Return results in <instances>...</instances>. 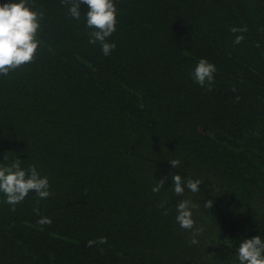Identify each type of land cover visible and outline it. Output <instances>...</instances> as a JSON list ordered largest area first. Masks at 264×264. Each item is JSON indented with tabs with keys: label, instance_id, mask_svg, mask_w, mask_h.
<instances>
[{
	"label": "trees",
	"instance_id": "1",
	"mask_svg": "<svg viewBox=\"0 0 264 264\" xmlns=\"http://www.w3.org/2000/svg\"><path fill=\"white\" fill-rule=\"evenodd\" d=\"M113 2L106 56L87 5L77 20L28 0L40 44L0 75V165H35L51 195L12 211L0 193V264H239L241 241L264 239V0ZM200 59L216 66L212 91L194 79ZM175 174L199 192L175 195ZM181 200L197 205L193 229L176 221Z\"/></svg>",
	"mask_w": 264,
	"mask_h": 264
},
{
	"label": "clouds",
	"instance_id": "2",
	"mask_svg": "<svg viewBox=\"0 0 264 264\" xmlns=\"http://www.w3.org/2000/svg\"><path fill=\"white\" fill-rule=\"evenodd\" d=\"M62 4L70 5L69 14L79 20L81 15V4L87 5L86 25L94 29L90 33L89 43H100L104 55H110L115 49L114 43H109L106 38L116 31L117 8L113 0H61ZM43 12L33 11L28 6V0H13L0 4V75H8L10 71L31 63L36 55L40 41L37 39L40 20ZM247 27L230 28L233 34L247 32ZM264 31V29H262ZM244 36L236 35L234 44H240ZM216 66L206 59H200L194 70V79L201 87H207L212 91L214 84V74ZM235 91V89H233ZM239 97L236 100L239 101ZM4 159H7L4 156ZM172 168L181 166L179 159L168 161ZM172 190L177 196H182L187 188L192 193L199 192V186L203 182L200 179L183 178L179 174L172 177ZM166 178H161L152 188L153 192H159L163 187ZM50 185L47 177H41L35 165L28 169L21 167V160L16 158L10 165H0V193L6 197L5 203L11 205V210L15 211V206L21 203L29 194L35 192L40 199H46L51 195ZM211 201H205L204 206L212 207ZM163 207V204L161 205ZM197 207L190 200H181L176 205V221L182 229H193L194 220L192 209ZM33 211L40 215L39 209ZM167 214V213H165ZM37 223L39 225H50V217H41ZM199 230H197L198 232ZM108 243L107 237H98L96 240H89L87 246L94 244L103 245ZM192 244H197L195 234L191 240ZM237 260L239 264H264V239L259 235L250 239H243L237 250Z\"/></svg>",
	"mask_w": 264,
	"mask_h": 264
}]
</instances>
